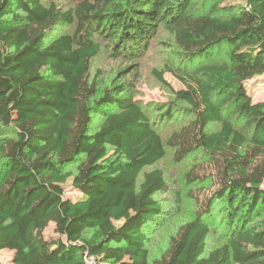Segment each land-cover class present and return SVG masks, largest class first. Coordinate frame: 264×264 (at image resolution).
<instances>
[{
    "label": "trees",
    "instance_id": "obj_1",
    "mask_svg": "<svg viewBox=\"0 0 264 264\" xmlns=\"http://www.w3.org/2000/svg\"><path fill=\"white\" fill-rule=\"evenodd\" d=\"M70 1L0 0V251L14 264H264V101L249 91L264 74V0ZM160 30L180 86L159 121L189 119L165 141L133 97ZM101 42L123 63L104 86L90 75ZM166 148L175 162L199 154L184 176L208 185L188 191L193 217L150 260L166 182L143 169ZM214 213L225 241L207 250Z\"/></svg>",
    "mask_w": 264,
    "mask_h": 264
},
{
    "label": "rangeland",
    "instance_id": "obj_2",
    "mask_svg": "<svg viewBox=\"0 0 264 264\" xmlns=\"http://www.w3.org/2000/svg\"><path fill=\"white\" fill-rule=\"evenodd\" d=\"M43 4L55 3L58 6L67 8L71 6L70 0H40ZM71 26H62L56 30V34L71 32ZM177 47L174 39L164 30H160L150 40L148 48L143 53L138 62V76L136 86L133 91V97L145 110L146 114L158 120L156 126L157 131L161 135L163 141L175 129H178L183 123L189 119L183 117L178 111H175L172 119H165L160 122L159 108L168 102L174 101L172 94L173 88L180 86L179 81L171 73L172 66L177 63ZM118 59L112 57L107 47L101 42V50L99 54L91 61L90 75L93 78L98 72L101 80V85H108L111 79L114 78L116 70L122 65ZM157 71L166 82H163ZM249 91L253 100L264 101V74L256 77L249 85ZM181 104V103H180ZM181 106V105H178ZM239 126L241 123L238 124ZM220 127L219 122H213L207 128L208 131H215ZM204 161L199 154L185 158L183 161L175 162L173 153L170 149H165V155L152 166H148L143 171L151 168H160L163 172L166 182V189L162 192H157L154 197L161 203L162 212L155 220L150 222L145 228L146 241L145 245L149 252V259L153 260L159 257L168 245L171 235L175 233L178 226L191 219L194 214L195 202L188 194L190 189H195L204 183H187L185 172L194 165H201ZM196 170L206 172L203 166L195 167ZM142 171V172H143ZM142 172L139 175V181L142 177ZM69 182L63 184L68 194H73L69 190ZM264 188V182L262 184ZM220 201L216 203V207L220 206ZM217 213L211 220V232L207 239V250H211L221 245L225 240L224 236L219 232L217 225ZM47 232H52V227L47 229ZM13 252L7 249L0 251L1 264H14L12 262Z\"/></svg>",
    "mask_w": 264,
    "mask_h": 264
}]
</instances>
